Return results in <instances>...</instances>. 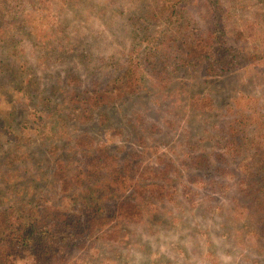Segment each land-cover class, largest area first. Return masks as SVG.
<instances>
[{
    "label": "rangeland",
    "instance_id": "obj_1",
    "mask_svg": "<svg viewBox=\"0 0 264 264\" xmlns=\"http://www.w3.org/2000/svg\"><path fill=\"white\" fill-rule=\"evenodd\" d=\"M173 2L6 0L1 11L0 209L67 207L82 192L99 196L97 184L104 194L99 211L90 209L95 215H111L116 200L132 203L90 237L79 235L66 264H264L262 225L242 192L250 190L241 166L249 159L231 156L225 165L216 155L225 151L221 142L234 118L257 111L243 131L264 134V127L256 131L264 124V0L227 3L228 29L244 35L234 34L238 65L223 75L211 74L206 61L170 63L166 46L174 34H199L195 23L176 32L163 20ZM150 8L162 14L154 24L143 23L164 42H157V54H147L154 65L140 70L142 88L81 122L65 99L66 85L81 92L122 72L133 35L144 34L140 17ZM178 9L207 24L205 0H184ZM130 75L135 85L139 76ZM206 98L208 106L202 105ZM198 154L211 156L213 167L192 163ZM59 158L71 175L80 167L91 172L93 185L87 189L82 181L72 196L62 189L54 175Z\"/></svg>",
    "mask_w": 264,
    "mask_h": 264
},
{
    "label": "trees",
    "instance_id": "obj_2",
    "mask_svg": "<svg viewBox=\"0 0 264 264\" xmlns=\"http://www.w3.org/2000/svg\"><path fill=\"white\" fill-rule=\"evenodd\" d=\"M33 1L36 5L43 2V0ZM183 1L174 0L170 8H167L168 14L164 15L163 20L169 25H173L176 32L178 29L181 31L183 28L189 29V24L195 23L193 29L197 30L199 34L197 36L193 35L191 30L188 31V34L179 38L177 34H174L166 46L168 60H170V63L177 60V65L182 66L200 64L206 61L207 70L211 74L223 75L229 73L231 69L238 65L236 52L240 50L233 39L236 32L234 33V30L232 32L228 29L227 22L231 19V14L227 3L231 0H205L207 16L203 15L201 17H203L202 20H206L207 24L203 27L200 26L201 22L191 20V16H188L182 9H178ZM5 4L6 0L0 5V15L3 7H6ZM162 6L165 8L167 3H162ZM159 12L154 8H150L141 15L138 25L144 31V34H141L138 40H136V32L133 35L132 50L129 58L122 62V72L110 76L106 82L96 83L91 89L85 88L81 92H76L71 86L66 85V98H64L78 113L81 122H90L94 112L100 107L110 104L127 93L136 92L142 88L139 86L143 84L142 79H144V76L140 70L143 68L148 70V67L154 65L151 58V60H147V58L149 59L147 54L152 49L157 54L159 51L158 44L164 42L159 41L156 34L150 31L149 26H145L143 22L155 23L157 21L155 19L159 18ZM160 14L162 13L160 12ZM236 35L242 37L244 32L237 30ZM231 39L233 40L231 41ZM152 41L154 43L153 47L149 48V42ZM145 42L147 43L144 44ZM157 42L159 43L157 44ZM155 44L156 46H154ZM137 49L138 51L139 49L142 50L140 54L139 52L136 53L139 57L134 59V52ZM132 72L139 76L135 85L129 80V78H132L130 75ZM75 79L81 83L79 76H76ZM21 82H25V80H21ZM28 83L29 80L26 84L28 85ZM210 102L211 100L207 98L206 100L203 99L202 105L208 106ZM254 112L253 116V113L245 117L242 115L240 118L232 119L227 124L226 136H223L221 142L225 151L224 153H216V155L218 156L217 160L222 161V164L225 165L229 162L231 156H241L243 157L242 160L249 159L241 166L245 168L243 169L244 174L251 181L249 183L250 190L242 192L251 200L248 205L249 211L254 214L257 223L262 225L261 231L264 233V134L256 133L254 137L243 131L247 129L246 126H243L245 123H248L251 118L254 121L255 114H258L257 111ZM10 113L6 114L9 115ZM263 127L264 124L260 125L256 131H262ZM190 161L199 164L198 167L204 166L209 169L213 167L214 160L211 159V156L198 154ZM71 169V167H67V162L64 159L59 158L56 160L54 175L58 178L62 189L72 192L71 196L75 193V187L81 184L82 181H84L85 186H88L87 189L89 185H93L88 180L91 172L80 167L76 173L71 175ZM75 171L73 169V172ZM95 187V190L100 194L99 196H94L90 190L87 193L82 192L78 196L80 201H77L79 198L72 197L70 200L73 201L67 207L63 203L49 202L28 210L15 207H13L14 209H0V264H19L16 261L17 258L26 255L34 257L33 262L30 264H66L70 259L72 250L75 246H78V243L75 244V239L79 235L84 238L85 233H87L90 237V234L97 229V225H104L109 221L108 219H118L124 216V214H116L115 211L126 205H132L129 202L130 200H116L113 203L115 208L113 214L95 215L94 212H90V209H96V212L99 211L101 208L99 203L104 194L101 185L97 184ZM107 188L112 190L113 186L108 185ZM101 233L104 234V232Z\"/></svg>",
    "mask_w": 264,
    "mask_h": 264
}]
</instances>
